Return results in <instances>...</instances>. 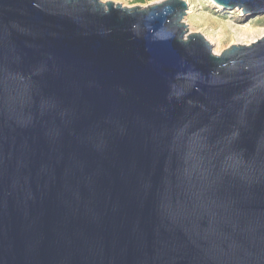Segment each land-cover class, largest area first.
Masks as SVG:
<instances>
[{"label": "water", "instance_id": "obj_1", "mask_svg": "<svg viewBox=\"0 0 264 264\" xmlns=\"http://www.w3.org/2000/svg\"><path fill=\"white\" fill-rule=\"evenodd\" d=\"M188 8L0 0V264H264V35Z\"/></svg>", "mask_w": 264, "mask_h": 264}, {"label": "rangeland", "instance_id": "obj_2", "mask_svg": "<svg viewBox=\"0 0 264 264\" xmlns=\"http://www.w3.org/2000/svg\"><path fill=\"white\" fill-rule=\"evenodd\" d=\"M125 7H148L163 0H101ZM189 8L184 22L189 33H201L213 44L214 52L222 53L232 45L251 44L264 35V14H244L239 9H218L212 0H184ZM191 25V26H190Z\"/></svg>", "mask_w": 264, "mask_h": 264}, {"label": "bare ground", "instance_id": "obj_3", "mask_svg": "<svg viewBox=\"0 0 264 264\" xmlns=\"http://www.w3.org/2000/svg\"><path fill=\"white\" fill-rule=\"evenodd\" d=\"M210 40V39H209ZM211 41V40H210ZM215 53L217 54V52L215 51Z\"/></svg>", "mask_w": 264, "mask_h": 264}]
</instances>
